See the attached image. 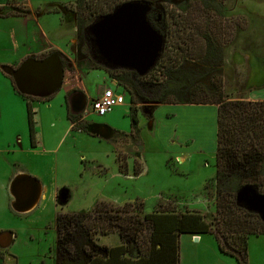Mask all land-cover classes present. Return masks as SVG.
Wrapping results in <instances>:
<instances>
[{"label": "rangeland", "instance_id": "374dc122", "mask_svg": "<svg viewBox=\"0 0 264 264\" xmlns=\"http://www.w3.org/2000/svg\"><path fill=\"white\" fill-rule=\"evenodd\" d=\"M111 1H93V7L106 10ZM192 1L199 2L200 10L196 12L214 18L219 25L215 30L222 35L223 58L216 76L221 78L226 99L248 100L255 96L264 99V0H169L166 10L172 12L179 4ZM31 2V9L14 1L4 2L0 7L2 15H23L0 18V232L14 235L15 240L9 249L0 245L2 264H89L88 254L99 253L104 257L101 250L106 244L99 242L100 236L90 242L84 232L73 243L78 259L60 262L56 254L57 219L65 214L92 213L102 202L116 209L124 206L129 217L137 215L141 220L146 214L164 210L197 213L212 223L214 229L220 228L222 217L216 211L217 106L141 102L134 114L130 94L89 56L83 26L93 17H88L85 10L81 15L85 24L79 23L78 0ZM205 6L210 11L202 13ZM42 12L50 15L39 19L37 24ZM48 32L54 42L67 46L73 53L72 57L63 55L65 79L61 91L51 100L46 99L49 101H40L42 106L35 104L42 108L43 122L39 119L36 127L40 146L32 149L26 102L14 85L18 95L9 92L4 78L10 79L2 67H19L26 59L17 62L35 51V41L44 40ZM72 33H76L73 39H66ZM91 71L95 72L88 76ZM98 71L116 82L114 91L122 99L105 117L92 114L89 107L96 96V87L99 92L113 89L104 87ZM154 77L163 78L160 73ZM80 84L85 85L92 100H87L84 107L71 106L73 113L81 114L82 122L88 124L86 133L72 130L67 118L66 94ZM76 91L71 104L74 97H85ZM93 125L95 132L91 131ZM102 129L111 130L108 139ZM18 168L37 172L40 177L36 178L42 179L50 192L57 189L54 195L45 193L37 208L25 215L13 210V201L7 199L9 190L2 186ZM138 171L140 174L136 175ZM143 234H137L139 241ZM202 239L199 243L187 235L179 239L181 264H238L235 259L219 254L213 236ZM130 245L138 248L133 242ZM130 256L135 257V253ZM248 260L249 264H264V238L251 237Z\"/></svg>", "mask_w": 264, "mask_h": 264}, {"label": "trees", "instance_id": "16d2710c", "mask_svg": "<svg viewBox=\"0 0 264 264\" xmlns=\"http://www.w3.org/2000/svg\"><path fill=\"white\" fill-rule=\"evenodd\" d=\"M93 1L97 0H78L79 23L85 24L81 16L85 14V10L88 17H93L83 26V31L98 18L112 13L119 5L143 1L153 6L149 22L165 37L160 61L144 78L133 72L100 68L130 94L134 114L137 113L136 106L141 102L217 106L216 211L222 219L218 224L220 228L216 229L202 215L173 210L146 214L141 220L137 215L129 217L124 206L116 209L102 202L92 213L65 214L57 219V259L60 262L78 259L73 243L76 236L84 232L90 242H94L97 236L117 234L123 243L117 248L104 247L101 251L105 252V257L99 253L88 254L89 264H179L181 235H211L215 238L220 253L235 259L238 264H248L249 237L263 236L264 223L257 215L239 208L236 196L246 186L255 187L264 195V100L226 99L221 78L216 76L223 58L222 35L219 30H215L219 25L214 18L204 17L196 12L200 10L199 2H183L176 6L178 10L175 7L174 12H168L166 4L168 5L169 0H113L106 10L97 5L93 7ZM206 11L210 10L205 6L202 13ZM11 16L23 15L0 14V18ZM84 39L87 45L85 35ZM87 49L90 56L88 45ZM52 53L62 55L59 52ZM158 73L162 79L154 77ZM148 77L151 79L148 80ZM8 78L15 87L12 78ZM15 90L17 91L16 87ZM76 92L75 90L66 95L67 118L72 130L86 133L88 124L82 122L83 116L72 111L70 99ZM22 97L26 101L30 146L35 149L36 113L29 100H42ZM136 173L140 174L139 171ZM141 232L144 236L139 241L137 234ZM130 242L138 244L139 255L134 261L126 257ZM82 251L85 253L84 249Z\"/></svg>", "mask_w": 264, "mask_h": 264}, {"label": "water", "instance_id": "95a60500", "mask_svg": "<svg viewBox=\"0 0 264 264\" xmlns=\"http://www.w3.org/2000/svg\"><path fill=\"white\" fill-rule=\"evenodd\" d=\"M152 10L153 6L147 2H127L87 27L84 35L93 60L107 70L133 72L140 78L148 76L160 61L165 47V37L149 22ZM2 71L12 78L19 94L41 100L60 92L65 79L64 60L58 53L42 59L30 57L19 67L4 66ZM84 102L83 107L86 99ZM9 192L13 210L25 215L38 206L43 187L37 178L19 175L11 181ZM236 204L264 223V195L255 187L239 190ZM3 235L9 236V241L0 242V245L7 248L12 236Z\"/></svg>", "mask_w": 264, "mask_h": 264}, {"label": "crops", "instance_id": "0c3cea01", "mask_svg": "<svg viewBox=\"0 0 264 264\" xmlns=\"http://www.w3.org/2000/svg\"><path fill=\"white\" fill-rule=\"evenodd\" d=\"M17 2V3H19L20 5H26V6H28V7H30V9H31V4H32V2H31V0H0V7H2L3 5V3L4 2H6V3H10V2ZM33 10V9H32ZM47 15H50L49 13H47V12H42V13H40L39 15H38V20H36L37 21V24L39 23L38 21H39V19L41 20L42 18H44L45 16H47ZM40 16V17H39ZM33 21V20H32ZM34 22V21H33ZM58 25H59V28H61L62 27V25L61 24H59L58 23ZM28 29V28H27ZM76 32V31H75ZM35 32H33V34H34ZM49 33V32H48ZM47 34V33H46ZM43 35V34H42ZM74 35H76V33H72V36H68V38H66V39H70V40H72L73 39V37H74ZM44 36V35H43ZM42 36V37H43ZM26 37H28V35H26ZM46 37H47V40H46ZM46 37L44 36L43 37V39L44 40H42V41H38V39H37V41H35V42H37V48L35 49V51H31V52H28L27 54H25V56H23V58L19 61V62H17L18 64H20L23 60H25V59H28V58H30V57H35V58H40V57H42L43 55H48L50 52H59V53H61L62 55H64V56H71L72 57V53H73V51H72V53H70V51H69V49L67 48V46H62L61 45V43L60 42H58V43H56V42H54L50 37H51V34L49 33V35L47 34L46 35ZM62 38V36H60V38L59 39H61ZM66 42H67V40H66ZM75 41L73 40V43H74ZM38 43H41V45H39ZM70 54V55H69ZM94 72L95 71H91L89 74H88V76H92L93 74H94ZM98 72H100V71H98ZM101 73V78H103L102 80V83H103V85H104V87H113V89H114V85L116 84V82H112L111 80H110V78H108L107 77V75L105 74V73H103V72H100ZM4 82H5V84H7V86H8V89L10 90L9 92H12V94L13 93H15L16 95H18V93H16V91L14 90V88H13V86H12V84H11V82L8 80V79H6V78H4ZM9 82H10V84H9ZM100 89V88H99ZM99 89H97V87L93 90L94 91V95H96L94 98H92V99H96V98H98V96H99V93H100V95L103 93L102 91L101 92H99ZM75 90H78V91H80L81 93H83L84 94V96H85V99H86V101L88 100V101H91L92 99L90 98V95H89V92H88V90H87V88H85V85L84 84H80V86H78L77 88H75V89H72L69 93H71V92H73V91H75ZM97 92V93H96ZM69 93H67V94H69ZM66 94V95H67ZM262 100H264V99H262V98H259V96H255V98H249L248 99V101H262ZM26 102V101H25ZM37 103V105H39L40 103H43V102H40V101H35V102H31V104H32V107H33V110H34V112L36 113V118H35V122H36V120H38L37 122H36V127H38L39 125V119L43 122V120H42V115H41V113H42V108H39V107H35V104ZM76 105H79V102H77L76 103ZM40 106H42V104H40ZM77 108H78V106H77ZM83 108V107H82ZM37 111V112H36ZM194 113H196V112H194ZM193 119H194V121L195 122H198L199 120L197 119V117H196V114H193ZM26 120H27V124H28V119H27V113H26ZM95 125H93V129H91V131L92 132H95ZM36 130H37V128H36ZM102 132H103V134H104V137L106 138V139H108V136H109V133H110V131L109 130H107V129H102L101 130ZM28 132H29V129H28ZM37 132V131H36ZM81 133H84V132H81ZM37 135H40V133L39 132H37ZM37 135H36V138H37ZM42 137H44L43 136V134H42ZM29 140H30V137H29ZM41 141H42V138H41ZM29 143H30V141H29ZM14 145V144H13ZM13 145H12V147H13ZM40 146V143L38 142V139H37V147L36 148H38ZM14 148V147H13ZM12 148V149H13ZM35 148V149H36ZM33 149V148H32ZM19 175H32L33 177H40V175L37 173V172H35V171H31V170H28V169H24V168H18V169H16L15 171H13V173H11L10 174V176L7 178V180H6V182L2 185L3 186V188H5V190L6 191H8L9 190V187H10V184H11V181L16 177V176H19ZM41 184H42V187H43V193H42V197L45 195V193L47 194V196H50L51 195V193H53V195L55 194V191L57 190H55L54 192H50L49 191V188L47 187V186H45V185H43V183H42V179H41ZM8 195V194H7ZM41 197V198H42ZM7 199L8 200H10L11 202L13 201V199H12V197H11V195H10V192H9V197L7 196ZM120 204V203H119ZM37 208V207H36ZM35 208V209H36ZM34 209V210H35ZM33 210V211H34ZM8 234H10V233H8ZM0 235H3V232H0ZM11 236H12V238H11V242H10V244H9V246L7 247L8 249L10 248V247H12V245L15 243V240H14V235H12V234H10ZM116 236V239L114 238ZM182 236H186V235H181L180 237H179V239L182 237ZM187 236H190L192 239L193 238H197V241L196 242H200V241H202L203 239V237L204 236H208V235H200V236H191V235H187ZM211 236V235H210ZM4 237V236H3ZM251 237H256V236H251ZM251 237H249V240L251 239ZM112 238H114L115 239V241H112L111 242V240H113ZM260 238H264V235L263 236H259V237H257V240H259ZM119 241H118V240ZM5 240V239H4ZM249 240H248V257H249ZM100 241H102L103 243H105L106 245H103V247H107V248H109V249H112V248H117V247H120V246H122L123 245V243L121 242V240H120V237L119 236H117V235H110V236H100L99 237V242ZM99 242H97L96 241V243L98 244ZM259 242V241H258ZM261 242V241H260ZM3 243V242H2ZM108 243V244H107ZM261 244V243H260ZM100 247H102V246H100ZM219 249V248H218ZM179 250H180V246H179ZM132 253H135V257H131L130 255L132 254ZM219 254H221V256H225V255H223L222 253H219ZM138 248H136L135 246H128V252H127V255H126V257L127 258H129V259H132L133 261L134 260H137L138 259ZM181 255H182V253H181ZM105 256H106V254H105ZM104 256V257H105ZM179 260H180V257H179ZM182 262V261H181ZM181 262H179V264H181ZM0 264H2V261H1V258H0ZM248 264H249V260H248Z\"/></svg>", "mask_w": 264, "mask_h": 264}, {"label": "built area", "instance_id": "2783aa9c", "mask_svg": "<svg viewBox=\"0 0 264 264\" xmlns=\"http://www.w3.org/2000/svg\"><path fill=\"white\" fill-rule=\"evenodd\" d=\"M121 101L114 89H106L98 98L92 100L89 107L92 114L105 117L112 113Z\"/></svg>", "mask_w": 264, "mask_h": 264}, {"label": "flooded vegetation", "instance_id": "af4514ba", "mask_svg": "<svg viewBox=\"0 0 264 264\" xmlns=\"http://www.w3.org/2000/svg\"><path fill=\"white\" fill-rule=\"evenodd\" d=\"M83 99H85V97L83 98ZM83 99H81V96L79 97V98H77V96L76 97H74V100H72V106L74 107V108H76L78 105H76V103L77 102H79V107L83 104L82 103V100ZM71 100V99H70ZM3 236L4 235H0V242H4V238H3Z\"/></svg>", "mask_w": 264, "mask_h": 264}, {"label": "bare ground", "instance_id": "6f19581e", "mask_svg": "<svg viewBox=\"0 0 264 264\" xmlns=\"http://www.w3.org/2000/svg\"><path fill=\"white\" fill-rule=\"evenodd\" d=\"M3 238L5 239L4 242H3L4 244L9 241V236H6V237L4 236Z\"/></svg>", "mask_w": 264, "mask_h": 264}]
</instances>
